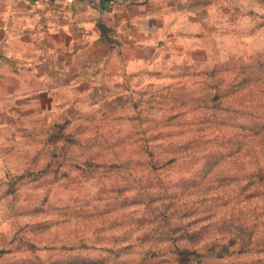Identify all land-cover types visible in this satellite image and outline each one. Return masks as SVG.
<instances>
[{"label":"rangeland","instance_id":"rangeland-1","mask_svg":"<svg viewBox=\"0 0 264 264\" xmlns=\"http://www.w3.org/2000/svg\"><path fill=\"white\" fill-rule=\"evenodd\" d=\"M216 2L99 106L0 128V264H264V0Z\"/></svg>","mask_w":264,"mask_h":264},{"label":"crops","instance_id":"crops-1","mask_svg":"<svg viewBox=\"0 0 264 264\" xmlns=\"http://www.w3.org/2000/svg\"><path fill=\"white\" fill-rule=\"evenodd\" d=\"M215 3L0 0V128L99 106L121 76L209 41Z\"/></svg>","mask_w":264,"mask_h":264},{"label":"trees","instance_id":"trees-1","mask_svg":"<svg viewBox=\"0 0 264 264\" xmlns=\"http://www.w3.org/2000/svg\"><path fill=\"white\" fill-rule=\"evenodd\" d=\"M215 98H217V100H218V99L220 100V98H221V97H220V96H219V97H218V96H216Z\"/></svg>","mask_w":264,"mask_h":264}]
</instances>
